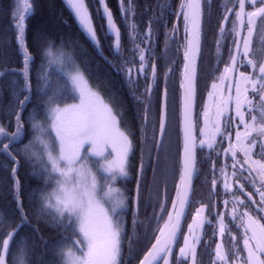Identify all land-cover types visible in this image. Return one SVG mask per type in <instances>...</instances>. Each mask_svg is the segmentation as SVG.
Listing matches in <instances>:
<instances>
[{"label": "snow or ice", "instance_id": "snow-or-ice-1", "mask_svg": "<svg viewBox=\"0 0 264 264\" xmlns=\"http://www.w3.org/2000/svg\"><path fill=\"white\" fill-rule=\"evenodd\" d=\"M66 3L102 55L85 0ZM100 3L119 56L121 27L106 0ZM119 3L132 58L109 63L117 73L123 71L132 95L143 106L135 130L112 91L90 81L75 41L61 39L57 43L41 37L40 64L33 76L36 57L29 49L26 32L34 6L32 0H16L12 18L23 66L9 70L15 77L9 86L14 131H10L11 122L8 127L0 123V156L8 161L6 171L14 181L16 207L14 211H0V264H37L33 258L35 241L22 235L26 229L46 250L51 247V258L41 257L39 264H198L197 248L203 229L212 220L221 238L228 235L229 243L225 245L221 240L215 244L211 264H264V0H223L217 5L222 14L214 43L217 65L223 62V70L215 69L199 111L198 64L202 60L206 9L210 17L212 0L158 3V11L153 12L143 29L136 22L133 0ZM168 16H174L175 21ZM161 30L165 53L171 50V43L178 44L177 52L182 46V67L171 57L156 56ZM229 36L231 45L227 42ZM254 37L259 41L257 47L253 46ZM224 48L228 50L227 61L222 59ZM158 59L165 61L162 74ZM177 70L178 108L169 98V84ZM6 75L0 72V78ZM141 75L145 87L139 93ZM161 75L162 98L156 101L153 97ZM26 132L30 135L24 142ZM137 148L139 175L132 189L127 181L136 167ZM205 149L209 159L213 153L217 160L224 158L218 169L216 161L211 164L214 193L222 183L225 195L233 185H239L238 191L246 196L232 193L231 201H223L224 211H219L217 202L211 220L205 215L210 205L201 202L184 234L183 225L194 195L193 182L199 175L198 151ZM162 155L164 166L158 169L153 165L159 166ZM21 159L38 180L28 193L31 211L25 208L18 176ZM147 168H152L153 183L145 202L142 179ZM177 172L178 183L169 208L167 186ZM246 184L254 191H248ZM142 206L154 209L147 220L141 219ZM41 223L55 229L58 239H45ZM141 228L145 239L151 233L150 247L142 257L136 247ZM180 235L183 244L174 256Z\"/></svg>", "mask_w": 264, "mask_h": 264}, {"label": "trees", "instance_id": "trees-1", "mask_svg": "<svg viewBox=\"0 0 264 264\" xmlns=\"http://www.w3.org/2000/svg\"><path fill=\"white\" fill-rule=\"evenodd\" d=\"M106 2L111 8L117 24L121 27L122 48L119 56L115 53L113 47L114 37L109 35L106 31L105 19L100 10L99 0H85V3L88 5L89 11L92 15L93 23L96 26L97 35L100 38V45L103 49L102 55L78 24V21L75 19L74 13L67 5L66 0H32L34 13L27 20L26 40L29 49L36 57L33 76L35 75V71L38 70L40 64L39 49L41 44L43 43L41 37L56 40L57 43H59L61 39H64L65 41L69 39L75 41L78 46V52L83 61L82 67H84L86 72L90 74V81L93 84L100 83L105 88L112 91V93L116 96L118 103L123 109V113L128 124L133 128V130H135L139 127L140 114L142 112L143 106L132 95L130 91V85L123 71L117 73L113 65L109 63V61H112L115 64H119L121 59H131L132 45L128 39L127 31L124 27L125 22L123 21L120 11L119 0H106ZM178 2L179 0H133V3L136 7L137 24L142 29L146 28L147 20L152 16L153 12L158 11V9L156 8L158 3L177 5ZM15 3L16 0H0V72L7 73L5 77L0 78V123H2L5 127H8L9 123L11 122L10 131H14L15 117L13 115H10V104L12 102V97L9 92V86L11 84V81L15 79V77L10 74L9 70H19L23 66V57L15 40V28L12 18V11L15 7ZM167 15L168 14L166 13V16ZM168 19H170L171 21H175L174 16H168ZM170 26L171 24H169V27ZM163 41V30H161L159 45L158 47H156V56L160 57L162 55H166L168 57H171V59L176 62V65L180 66L181 50L179 52L176 51L178 44L171 43V50L165 53ZM157 64L158 71L162 74L165 70V61L163 59H158ZM134 71L135 68H133V72ZM178 79L179 70H177L175 72V75L172 77L169 88H177ZM144 87L145 81L143 79V76L141 75L138 92L142 93ZM163 87L164 83L163 77L161 75L160 86L156 90V95L153 97L154 100L159 101L161 99V92L163 90ZM156 107H159L158 103ZM30 110L31 106H29V111ZM25 115H27V113ZM25 127H28L27 123ZM29 135L30 132H26L24 142H27V137ZM136 157V167L133 169L131 178L127 181L128 187L132 189H135L136 178L138 176L139 148L136 149ZM6 165H8V161L3 156H0V211L3 212L14 211L16 207L14 200V181L11 179L10 171H6ZM153 166L158 167V169L164 166L163 155L161 156V162L159 166H156L155 164ZM18 176L20 178L21 185L24 191L25 208L26 210L31 211L28 200V193L32 188L37 186L38 180L32 175L31 168L23 159L20 160ZM178 176L179 173L177 172L176 176L169 181L167 186L169 208L171 206L170 200L174 196L175 184L177 183ZM152 183L153 171L152 168H147L142 179V196L145 202H147L148 200V189L152 186ZM163 190L164 187L163 184H161V193H163ZM155 210L157 212L159 211L158 208H156ZM153 211V207H148L145 210L142 206L141 219L147 220V218L152 216ZM128 219L130 224L131 217H129ZM35 223L36 221L33 220V224ZM40 227L43 230L45 239L49 240L50 242H54L56 239H58L55 229L45 227L42 223ZM22 235L31 236L32 240L35 241L33 258L37 261V264H39L41 257H43L45 260L51 258V247L49 246V248L46 250L43 244L40 243L39 240H36L35 234H32L30 230L26 229L25 232L22 233ZM138 236L140 243L136 247L139 250L138 255L142 257L143 252L146 251L150 246L151 233H149V239H145L144 229L141 228L138 232ZM179 241L177 245L180 244ZM177 248L178 247H176L174 251V256L178 255ZM126 254L127 246L125 245V256ZM133 264H136V261H133ZM204 264H208V262Z\"/></svg>", "mask_w": 264, "mask_h": 264}, {"label": "flooded vegetation", "instance_id": "flooded-vegetation-1", "mask_svg": "<svg viewBox=\"0 0 264 264\" xmlns=\"http://www.w3.org/2000/svg\"><path fill=\"white\" fill-rule=\"evenodd\" d=\"M222 2L223 0H212V13L210 17L207 15V9H206V15H205V20H204V39L202 41V47H203L202 60L198 64L197 111H199L200 106L203 103V100L206 99L207 91L210 88L212 79L214 78L215 69L219 67L221 71L223 70V62L217 65L216 46L214 43L218 35V28H217L218 20L222 14V9H219L217 5L221 4ZM180 37H182V30H181V33L178 35V39H180ZM227 42L229 45H231L230 36L228 37ZM258 43H259L258 38L254 37L253 46L257 47ZM180 49H181L180 66L182 67V46H180ZM222 53H223V57H222L223 61H227L228 60L227 48L222 49ZM169 89H170L169 98L170 100H173V99L175 100V103L177 104V108H178L179 96H180L179 79H178L177 88L170 87ZM161 98H162V92H161ZM177 115H178V112H177ZM233 140H234V132H233ZM227 146L228 145L225 142L224 147H227ZM240 158H242V154H240ZM255 158L259 159V156ZM223 160H224L223 156H221L220 159L217 160L214 153L212 154V158L209 159L207 149L203 151H198L199 175L196 179H194V182H193L194 183V195L192 197V205L188 210V215L186 217V220L187 219L191 220L192 215H194L195 209L199 207V204L201 202L210 205V208L205 213V215L208 216L209 219L211 220L212 217L215 216V212L217 211V207H216L217 202H219V211H224L223 201L225 199H228L229 201H231L232 193H235L236 195L241 196L242 198L246 196V193H241L240 191H238L239 185H233L231 192H229L228 195H225L222 183L218 185V189L214 193V190L212 189V186H211V171H210L211 164H212V161H216L217 169H218L220 164L223 163ZM228 163L231 164V159L228 160ZM230 171L231 169H229V172ZM217 175H219L218 172H217ZM230 182H231V179H230ZM177 183H178V179H177ZM246 189L248 191H254V189L252 188L250 184H246ZM174 196H175V192H174ZM256 199L257 200L259 199L258 195L256 196ZM230 208H231V204L229 205V211H230ZM186 220L183 225L184 234L186 233V230H187L186 225L188 222L186 223ZM231 226L232 225L230 224V227ZM233 230L235 231L234 228ZM214 232L216 233L215 235H213ZM221 240H223L225 245L229 243V238L227 234L223 238L219 236L218 225L215 222V220H212L211 223H206L203 229L201 244L197 248L198 264L200 263L204 264L207 262L208 264H211L212 260L214 259L215 244L217 242H220ZM178 241L180 242V244L177 245L178 247L177 251L179 247L181 246V244H183V235L179 236Z\"/></svg>", "mask_w": 264, "mask_h": 264}, {"label": "water", "instance_id": "water-1", "mask_svg": "<svg viewBox=\"0 0 264 264\" xmlns=\"http://www.w3.org/2000/svg\"><path fill=\"white\" fill-rule=\"evenodd\" d=\"M99 4H100V10H101V13H102V15H103V5L100 3V0H99ZM119 5H120V3H119ZM103 17H104V15H103ZM105 18V17H104ZM105 23H106V19H105ZM106 29H107V25H106ZM107 33H108V31H107ZM138 175H139V172H138ZM150 247V246H149Z\"/></svg>", "mask_w": 264, "mask_h": 264}, {"label": "rangeland", "instance_id": "rangeland-1", "mask_svg": "<svg viewBox=\"0 0 264 264\" xmlns=\"http://www.w3.org/2000/svg\"><path fill=\"white\" fill-rule=\"evenodd\" d=\"M134 73H135V71H134ZM189 220H190V219H187V220H186V223H187V222H188V223H191V220H190V222H189ZM186 226H187V225H186ZM184 230H185V229H184ZM186 233H187V230H186ZM186 233H185V234H186ZM181 246H182V244H181ZM177 252H179V249H178V251H177ZM189 264H191V262H190V261H189Z\"/></svg>", "mask_w": 264, "mask_h": 264}]
</instances>
